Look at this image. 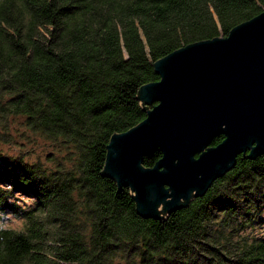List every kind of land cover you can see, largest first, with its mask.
<instances>
[{"label":"trees","instance_id":"obj_1","mask_svg":"<svg viewBox=\"0 0 264 264\" xmlns=\"http://www.w3.org/2000/svg\"><path fill=\"white\" fill-rule=\"evenodd\" d=\"M262 12L264 0H0V128L21 119L53 149L47 164L0 151V214L23 223L0 228V264H264L247 231L264 223V155H240L158 218L105 172L111 137L152 108L140 91L160 80L155 63Z\"/></svg>","mask_w":264,"mask_h":264},{"label":"water","instance_id":"obj_2","mask_svg":"<svg viewBox=\"0 0 264 264\" xmlns=\"http://www.w3.org/2000/svg\"><path fill=\"white\" fill-rule=\"evenodd\" d=\"M154 67L160 80L140 91L152 108L141 123L111 137L105 164L146 218L202 197L240 155H264V12ZM218 135L223 141L212 146ZM157 151L160 160L145 167Z\"/></svg>","mask_w":264,"mask_h":264},{"label":"rangeland","instance_id":"obj_3","mask_svg":"<svg viewBox=\"0 0 264 264\" xmlns=\"http://www.w3.org/2000/svg\"><path fill=\"white\" fill-rule=\"evenodd\" d=\"M0 151L6 155L13 157L23 156L26 161L33 163L41 161L44 164L52 162L48 159V154L53 151L48 143H45L42 139H35L28 131L24 128V122L21 119L11 120L10 127L4 132L0 128ZM22 205L31 204L28 198H21ZM264 217V213H263ZM22 220L15 218L12 215L3 216L0 214V228H15L20 229L22 227ZM252 236L264 238V223L256 226L254 229L247 230ZM137 262H130L128 264H139ZM119 264H127L122 263Z\"/></svg>","mask_w":264,"mask_h":264}]
</instances>
